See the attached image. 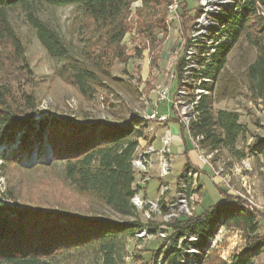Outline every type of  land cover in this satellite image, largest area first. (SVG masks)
<instances>
[{
    "label": "trees",
    "instance_id": "1",
    "mask_svg": "<svg viewBox=\"0 0 264 264\" xmlns=\"http://www.w3.org/2000/svg\"><path fill=\"white\" fill-rule=\"evenodd\" d=\"M33 1L0 0V38L10 40L18 56L24 55V49L20 37L14 33L7 11L17 6L28 9ZM51 1L57 5H80L94 23L92 38L96 44L83 47L78 52L71 49L47 21L32 10L28 11V20L37 30L38 38L48 53L66 59L57 71L59 76L86 98L95 96L113 79L110 63L102 56L121 57L120 48L129 32L128 18L132 5L142 2L136 14L141 25L147 24L142 31L149 32L150 26L156 24L164 28V21L159 22L162 19L160 15L157 23L152 21V10L162 2L165 6L170 3V0ZM263 6L264 0H246L242 10L229 19L227 30L231 41L221 43L213 55L212 67L208 71L213 78L210 87L213 94L202 98L197 107L199 120L192 127V135H202L200 142L209 150L220 152L225 148L235 149L245 131L238 112L214 109L217 79L227 63L228 55L242 39L259 51L255 62L245 71L244 83L253 99L264 102V15L260 11ZM105 45L109 48L107 53L104 51ZM239 90V84H227L220 95L227 96ZM21 99V104L13 106L8 103L7 93L0 91V146L16 144L10 156H5L4 164L16 162L19 154H31L36 148L47 144V154L51 159L45 165L63 159L65 181L75 192L98 201L111 214L86 216L71 211L51 213L42 208H20L10 203V200L17 203L18 197H9L0 192V264H55L56 256L61 251L93 242H97L102 252V264H117V241L134 237L144 225L132 202L139 190L135 185L138 171L133 161L141 140L147 138L148 121L134 112L121 123L107 122L93 126H83L72 119L57 117L36 121L33 118L38 106L35 95L24 93ZM257 145L258 151L263 153L264 141ZM221 226L245 232L250 255L228 263L215 252L209 253L210 241ZM170 227L172 245L163 253L164 264H182L189 247L200 251L199 254L192 253L197 264H255L254 256L264 252V234L259 233L257 217L237 198L226 197L202 213L172 223ZM192 236L196 239L190 240ZM161 249H157V258ZM188 261L186 264H192Z\"/></svg>",
    "mask_w": 264,
    "mask_h": 264
},
{
    "label": "rangeland",
    "instance_id": "2",
    "mask_svg": "<svg viewBox=\"0 0 264 264\" xmlns=\"http://www.w3.org/2000/svg\"><path fill=\"white\" fill-rule=\"evenodd\" d=\"M172 1L170 0L166 6L162 2L152 10V21L157 23L159 21L157 17L160 15L159 18L162 19L159 22L164 21V28L156 24L154 27L150 26L149 32L142 31L147 24L141 25L136 14L142 2L138 1L132 5L128 18L129 32L120 48L121 57L109 54L102 56L110 63L113 79L91 98L84 97L75 86L59 76L57 71L66 59L53 57L48 53L38 38L37 30L28 20V11L32 10L55 28L71 49L79 52L83 47L88 48L96 44L92 38L94 23L85 10L75 3L57 5L52 4L51 0H35L28 9L23 6L8 9V19L14 33L22 41L24 55L18 56L11 41L0 38V91L7 93L8 103L13 106L21 104L24 93H33L38 102L33 113L36 121L57 117L72 119L83 126L107 122L121 123L133 112L144 118V113L154 108L173 117L171 104L161 100L159 95L164 87H169L170 99H173L176 106L180 85L177 63L182 57L184 47L187 49L190 33L194 34L193 29L200 9L199 0H184L179 17L175 18L169 11ZM260 9L264 15V6ZM104 51L106 53L109 51L108 46H104ZM258 54L256 47L242 39L228 55L227 63L216 82L214 109L238 112L245 131L239 137L235 149H223L213 157L208 166L201 167L210 172H218L219 180L212 182L206 179V171L198 167L195 181L199 185L198 199H203L197 213H202L209 205L218 202L221 194L240 199L244 206L246 203H253L255 195L259 207L254 210L245 207L255 214L259 222V233L264 234V152L258 151L257 145L264 141V102L253 99L248 86L244 83L245 71L255 62ZM234 83L240 85L239 92L227 96L220 95L225 85ZM174 129L176 133L172 151L177 154V158L173 163V176L170 177L172 181L181 173L187 162L191 161L190 164L197 166L202 164L193 149L192 140L182 136L185 132L180 126L174 125ZM159 132L163 133V129L159 128ZM142 141L144 139L140 142L139 150L143 149ZM156 145L160 146V139ZM15 147L16 144L10 143L0 146V192L9 197L14 195L18 197L17 203L10 200L11 205L20 208H42L51 213L71 211L86 216H94L96 213L111 214L98 201L89 200L75 192L65 181L63 159L45 165L51 159L47 154V144H43L40 149L36 148L31 154H19L16 162L5 165V156H10L12 148ZM137 171L139 172L137 179L142 182V172ZM244 176L250 177L254 193L244 183L242 179ZM200 178L204 185H200ZM162 181L161 177L159 181L147 180L145 195L156 200L159 183L161 186ZM138 212L144 225L152 223L141 210ZM152 219H155L154 223L162 222L164 215H152ZM217 231L209 253L215 252L228 263L238 257L250 255L247 249L248 236L245 232L226 226H221ZM165 243L161 238L155 237L137 239L136 236H129L120 239L116 246V262L154 264L157 249H161ZM188 255L185 260L192 261L193 256ZM254 259L255 264H264V252L255 255ZM102 263L103 255L97 242L63 250L55 260V264Z\"/></svg>",
    "mask_w": 264,
    "mask_h": 264
},
{
    "label": "built area",
    "instance_id": "3",
    "mask_svg": "<svg viewBox=\"0 0 264 264\" xmlns=\"http://www.w3.org/2000/svg\"><path fill=\"white\" fill-rule=\"evenodd\" d=\"M246 0H243L241 5H244ZM184 0H175L172 6H169L170 13H173L175 18L179 17V12ZM214 4V0H199V15L196 17V22L198 25H201L203 16L208 15L209 9H211ZM192 40V34L188 38V41ZM183 60L185 59V47L183 49L182 57L177 63V67L179 70L178 74V83L180 78L185 74V68H183ZM179 85V84H178ZM160 99L168 102L172 106L171 109L174 111V116L171 117L169 114L160 112L159 109L154 108L152 110L147 111L145 116L148 118V126L146 129L147 138L144 139L143 149L137 150V155L135 156V160L137 163V170H142V182H138L137 186L139 190L137 191V195H140V205L138 206V210H141L146 217L152 221L150 224H145L144 226V239L149 237L161 238L163 241L171 242L170 235L172 233L170 225L177 221H181L187 219L191 216H194L199 209L200 203L202 200L198 199V188L196 192H189L190 185V176L191 169H199L198 167L208 166L204 160H202L201 156V147L198 144H194L190 136L188 135L187 126H185V116L182 114L180 110V106H174L173 99H170L169 96V87H164V89L160 93ZM177 124V125H176ZM175 126H180L181 130H183V135L185 138L187 137L193 146V149L197 152L198 158L201 161V166H197L196 164L186 163L181 173L175 178V180H171L170 177L173 176V166L177 158V154L172 151V146L174 144L175 138ZM163 128V133L159 132V128ZM160 139V146H157V140ZM161 145H168L167 152H161ZM161 154H168V164L166 167H159V159ZM202 169V168H201ZM238 171V168H236ZM156 176L160 177H168L169 178V193H162L161 186L159 183L158 193L156 200L148 198L144 192L146 187V180H152ZM218 172H210L209 171V179L213 182L215 180H219ZM201 177V176H200ZM250 178V177H249ZM247 176L242 177L244 183L251 188L252 193H254L253 183L250 182ZM178 182H185V194H178ZM200 185H204L200 178ZM143 192V193H142ZM254 195L253 203H246L251 208H258L259 204L256 202ZM163 214L164 219L162 222L154 223L152 219V215ZM196 239L194 236L190 238V240ZM172 243V242H171ZM193 248L189 247L186 250H192ZM154 264H164V255L162 251L157 258V254L155 256Z\"/></svg>",
    "mask_w": 264,
    "mask_h": 264
},
{
    "label": "bare ground",
    "instance_id": "4",
    "mask_svg": "<svg viewBox=\"0 0 264 264\" xmlns=\"http://www.w3.org/2000/svg\"><path fill=\"white\" fill-rule=\"evenodd\" d=\"M173 0L170 4L174 3ZM243 0H214V4L208 11V15L203 16L201 25L198 22L195 24L192 40L188 41L187 49L185 50V59L183 60V68H185V74L179 80L178 88V99L176 101V106L182 107V114L185 116V126H187L188 135L190 136L194 144H198L201 147L202 160L206 163H211L213 157L219 152V150H209L207 147L202 146L200 140L203 138L202 135L193 136L192 127L199 120L200 112L198 110V105L200 104L202 98L206 95H212L213 78L209 76V70L212 67L213 55L216 53L219 45L221 43H226L231 41L230 35L227 30L230 17L242 10ZM213 75V74H212ZM144 118L148 121L147 116ZM168 145H161V152H167ZM161 167H166L168 164V154H161L160 157ZM135 169H137V163L134 159L133 161ZM141 170V169H140ZM139 170V171H140ZM142 172V170H141ZM198 171L196 169H191L189 192H196L199 189V185L195 181ZM163 179L161 183L162 193L169 192V180L168 177H161ZM147 181V180H146ZM178 194H185V182H178ZM197 189V190H198ZM198 190V198H199ZM132 202L134 206L138 209L140 205V196L135 194ZM250 209L249 205H245ZM144 227L139 229L135 236L137 239L144 238ZM217 234L210 241V248L216 239ZM165 245L162 246V253L169 250L171 247V242L165 241ZM192 250H186L188 254H199L200 251L194 247ZM209 248V249H210ZM185 251V250H184ZM172 252V251H170ZM203 253V252H202ZM185 254V252H184ZM187 254V255H188ZM186 257V256H185ZM186 259V258H185ZM182 259V264L186 262ZM189 262V261H188ZM192 264H197L194 261V256L192 257Z\"/></svg>",
    "mask_w": 264,
    "mask_h": 264
},
{
    "label": "crops",
    "instance_id": "5",
    "mask_svg": "<svg viewBox=\"0 0 264 264\" xmlns=\"http://www.w3.org/2000/svg\"><path fill=\"white\" fill-rule=\"evenodd\" d=\"M161 129H163L162 127H160ZM176 137H178V136H176ZM179 138V137H178ZM180 141V140H179ZM142 144H144V141H142ZM188 163V162H187ZM190 163H191V161H190ZM203 169V168H202ZM203 170H205L206 171V176H205V178L206 179H208L209 180V170H207V169H203ZM136 179H137V175H136ZM152 179H158V181H159V178L156 176V174H155V178L153 177ZM237 179H239V178H237ZM140 181V179H137L136 180V182H135V184H136V186H137V183ZM151 182V181H150ZM143 193V192H142ZM143 194H145V193H143ZM221 194V193H220ZM220 200L218 201V202H214L213 204H211V205H209L207 208H205V209H208L210 206H212V205H214V204H216V203H219V202H221V201H223L226 197L225 196H223L222 194L220 195ZM202 201H203V199H202Z\"/></svg>",
    "mask_w": 264,
    "mask_h": 264
}]
</instances>
